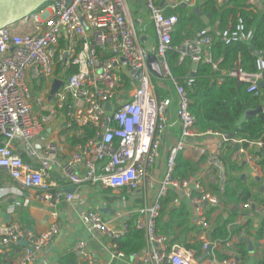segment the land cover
<instances>
[{
	"label": "built area",
	"instance_id": "1",
	"mask_svg": "<svg viewBox=\"0 0 264 264\" xmlns=\"http://www.w3.org/2000/svg\"><path fill=\"white\" fill-rule=\"evenodd\" d=\"M146 1L159 38L153 52L140 44L135 25L127 19L126 0H50L19 23L0 30V173L9 176L20 188L33 191L37 201L46 206H57L63 200L71 203L75 199L74 194H65L49 181L54 169L74 186L99 185L103 189H126L130 194L142 191L146 195L152 185L151 170L161 158L168 116L176 103L182 138L170 150L164 177L152 203L145 204L135 217L130 218L134 226L145 233L144 250L131 257L119 251L117 242L128 233L127 223L119 218L107 219L105 213L98 210L87 212V230L109 239L108 258L98 262L87 239H80L75 244V252L85 264H111L116 260L137 258L142 264H241L237 259V244L246 236L243 229L245 214L255 208L254 202L241 206L238 221L227 227L229 238L225 242L212 240V225L204 206L218 207L219 197L196 179L175 176L177 157L189 147L185 140L195 134V117L190 111L188 87L191 83L181 84L173 77L167 54L176 50L180 62L189 58L193 66L210 65L220 74L218 84L229 78L246 85L247 91L256 96L261 91L260 82H264V58L258 57L253 72L246 71L239 63L229 70H220L222 59L213 57L215 36L210 30H196L182 46L172 45L178 17L167 15V10L173 9L177 1L189 4V0H163L166 7H160L154 0ZM216 1L221 6L227 0ZM216 36L230 45L249 42L253 32L246 29L243 17L237 15L234 23ZM150 55L157 57L162 79L172 84L175 97L157 96L155 76L148 68ZM58 67L61 69L57 76ZM74 68L77 72L70 74ZM57 80L62 85L51 101V114L38 118L33 105L45 111L48 98L41 94L36 96L35 91L51 88ZM124 94V98L120 97ZM58 112L66 128L75 129L77 136L83 134L82 127L95 129L93 138L73 147L68 160L64 159L65 149L55 143L37 150L31 142ZM203 134L229 141L219 132ZM16 140L22 143L25 154L38 162L37 165L26 163L17 153ZM230 141L238 147L237 163L247 165L256 176L263 178L260 154H250L243 146L244 140L233 138ZM248 146L262 152L264 139L250 142ZM219 155L220 151L213 159ZM193 188L197 194H193ZM171 189L182 191L196 206L197 221L202 228L201 254L177 245L170 249L167 238L157 232L162 201ZM257 212L263 215L264 209H257ZM236 229L239 233L234 232ZM59 232V225L38 235L18 223L0 225V264L5 249L20 243L26 245L16 264H34ZM262 244L264 246V239ZM207 251L209 255L204 258Z\"/></svg>",
	"mask_w": 264,
	"mask_h": 264
},
{
	"label": "crops",
	"instance_id": "2",
	"mask_svg": "<svg viewBox=\"0 0 264 264\" xmlns=\"http://www.w3.org/2000/svg\"><path fill=\"white\" fill-rule=\"evenodd\" d=\"M126 1L128 7L127 19L135 25L140 44L144 48L153 52L157 49L159 38L155 30L154 23L150 17L147 1ZM154 1L160 7H166L163 0ZM189 1V4L177 1L173 5V9L169 8L167 12L170 10L175 11L182 6L186 8L188 12L197 14L203 26L202 29L210 30L215 36V40H219L216 36L217 33L228 29L236 20V17L234 18L233 15H231L227 20L226 28L222 30V20H215L212 18L211 13H207V7L204 5L205 0ZM215 6H217L215 8H217L219 13L225 9H231L232 7L234 8L237 6L236 8L239 10L237 15H241V11H245L257 17L264 14V0H227L226 3L221 6L218 4ZM195 10H198L199 13L195 12ZM249 31L253 32L252 29ZM60 67L56 70L57 76L60 74ZM76 72L77 69L74 68L69 73L73 74ZM153 81L158 97L163 98L171 94L173 97L176 96L174 87L168 81H166V83L170 89L167 91L163 90V92H168L169 94L163 97L159 96L156 84L160 87V83L165 82V80L154 77ZM51 88H39L35 91L36 96L41 94L43 96H47L48 98ZM47 90L48 95H46ZM120 97L124 98L125 94ZM174 101L176 102V98ZM52 107V102H48V107L45 111H42L41 107L34 104L33 111L38 118H42L44 116H50V110ZM194 133V136L185 140V143L189 147L179 153L177 160L179 157H182V159L185 160V162L182 163H190L195 168V172L189 176L186 174L179 175L178 162H176L175 176L182 179H196L200 181L209 192L219 197L220 205L218 207H211L210 205L204 206L206 217L212 225L210 237L213 236L214 229L218 225L222 224L223 219H227L229 216H234L235 219L231 222V224L236 223L240 213L242 212L241 206L249 201L254 202L255 208L245 214L246 225L243 229L246 231V236L238 241V244L242 245V247L237 248V259L241 264H259L264 261V246L262 244L264 237L259 238L257 236V230L259 228L261 218V214L257 212V209L261 208H259V203L256 200L258 198L256 194L259 189L262 192L264 191V189L262 190V188H264V177L262 178L256 176L247 165L237 163L236 154L238 152V147L230 141L231 139L229 140V143H231L232 147H225V145L229 143L228 141L224 142L220 137L213 136L211 134L198 133L195 130ZM74 136H77L76 131L66 128L63 117L61 113L58 112L56 116L51 117L50 122L47 125L42 126L41 131L32 139L31 142L37 150H42L50 143H55L65 149L66 154L64 159L68 160V155L74 147L71 145L69 140L73 139ZM181 138L182 126L176 116V103H174L172 112L168 116L166 132L162 138L161 158L158 164H156V166L151 170L153 180L151 187H149L150 191H147L146 195L145 192L143 193L142 191L130 194L126 189L108 190L103 189L99 185L94 186L86 184L83 186H74L62 178L59 174V170L54 169L50 173L49 181L55 184L65 194H68L67 190L72 189V194L75 195V199L71 203L63 200L57 206H46L37 201L33 191L20 188L18 184L9 176L0 173V225L18 223L23 229L30 230L37 235L42 234L54 225H59L60 232L58 236H56L53 242L38 256L37 262L34 264H58L61 256L75 251V244L80 239H87L96 260L102 263L109 256L110 241L105 237H98L95 234H91L87 230V212L102 210L103 213H105V218H119V221L123 222L130 220L131 216L132 218L135 217L140 208H142L145 204L152 203L153 197L156 194V189H158V186L164 177L165 164L170 150L177 145ZM15 147L17 153L26 163L38 164L37 161L35 162V160H32L25 154L20 141H15ZM247 149L250 154H261L259 149L249 146ZM218 151H220V155L215 160L223 166L225 184L227 179L226 173L227 171H230L231 176L240 180L242 185L252 192L253 197L250 198V200L237 204L234 200L233 202L224 200L218 193V191L223 192L225 187V184L221 185V170L212 161L213 156L216 155ZM224 161H226V165L224 164ZM231 165H234L238 170H230ZM216 187H218V191L216 190ZM192 192L193 194H197V190L194 188L192 189ZM169 193L173 199L170 202L168 209L172 208L173 210H184V212L187 213V221L182 225V219L176 218L174 221L170 220L167 214L163 215L162 206L160 217L157 220V232L167 238V245L170 249L174 245H177L186 249H192L198 254H201V242L199 239L202 228L197 221L196 206L182 191L171 189ZM247 224L250 225L248 226ZM169 227L170 230L167 229ZM249 243L252 244L251 251H249ZM24 247V243H20L6 248L2 257V264H16V262H18L23 255ZM244 250L247 251L246 255L243 254ZM76 256L78 257L77 254ZM78 260L82 264H85L80 257H78ZM111 264L142 263L139 258H137L131 260L126 259L125 261L116 260Z\"/></svg>",
	"mask_w": 264,
	"mask_h": 264
},
{
	"label": "trees",
	"instance_id": "3",
	"mask_svg": "<svg viewBox=\"0 0 264 264\" xmlns=\"http://www.w3.org/2000/svg\"><path fill=\"white\" fill-rule=\"evenodd\" d=\"M204 5L207 7V13H211L212 18L222 20V30L226 28L228 18L231 15L235 18L239 13L237 6L225 9L219 13L217 8H215L217 7L215 6L217 5L216 0H205ZM167 15H176L178 17V23L172 35V45L174 47L181 46L185 40L193 37L196 30L203 28L197 14L188 12L182 6L175 11H168ZM241 16L244 18L246 29L253 30V37L247 43L234 42L230 45L224 44L221 40H215L212 46V53L215 60L222 59L220 70H229L239 63L246 71L253 72L258 59L254 52H261L264 58V14L257 17L241 11ZM251 49H253V52ZM167 62L174 78L178 79L181 84L191 83L188 91L191 99L190 111L195 117V131L198 133L213 131L225 136L232 134L235 139L245 141L243 144L245 148H248L250 142L264 139V88L256 96L247 91L246 85L239 84L229 78H226L222 84H218L220 74L218 71L215 72L212 66L207 64L193 66L189 58H185L180 62V54L176 50L167 54ZM156 87L158 88L157 84ZM157 91L161 97L169 94L160 89ZM260 108L263 109V112H259ZM249 112L250 114L248 115ZM81 131L82 135L74 136L73 139L69 140L71 145L84 144L95 135V129L91 126L82 127ZM226 146L232 147L231 143L226 144ZM260 156L263 158L261 164L264 165V150H262ZM177 162L179 175L186 174L189 176L195 172V168L190 163H182L185 162L182 157H179ZM224 164L226 165V161H224ZM230 170L238 169L231 165ZM226 177L223 192L218 191V187H216V190L224 200L230 202L234 200V202L239 204L253 197L252 192L245 188L240 180L230 175V171H227ZM256 196L258 197L256 200L259 203V208L264 209V191L262 192L259 189ZM172 199L169 193V196L162 201L163 215L167 214L169 219L173 221L176 218L182 219L183 225L187 221V213L184 210L168 209ZM260 217L257 236L263 238L264 214ZM234 219V216L223 219L222 224L214 229L212 240L225 242L229 238L227 227ZM126 223L129 227L128 233L117 244L119 251L131 256L143 250L146 237L144 231L138 230L131 219ZM247 225L249 226L250 224ZM167 229L170 230V227ZM239 231V229H236L234 232L237 233ZM238 247L241 248L242 245L237 244ZM243 254L246 255L247 251L244 250ZM58 264L82 263L79 262L76 252L72 251L61 256ZM259 264H264V261Z\"/></svg>",
	"mask_w": 264,
	"mask_h": 264
},
{
	"label": "water",
	"instance_id": "4",
	"mask_svg": "<svg viewBox=\"0 0 264 264\" xmlns=\"http://www.w3.org/2000/svg\"><path fill=\"white\" fill-rule=\"evenodd\" d=\"M50 0H0V30L11 27L20 21H22L24 18L28 17L29 15L35 13L36 11L40 10L43 6H45ZM71 2V0H69ZM195 12H198V10H195ZM199 13V12H198ZM253 52V49H251ZM256 56H262L261 52H254ZM148 68L153 73V75L156 78L162 79L163 73L162 69L160 67L159 61L156 56L150 55L148 59ZM138 76H140V73H138ZM62 82L61 81H55L52 85V88L49 93L48 102H51L53 100V97L56 95V93L61 88ZM259 87L261 89L264 88V82H260ZM109 108V106H107ZM259 112H262V109L260 108ZM233 138V135H227L226 139L230 140ZM216 166H218L221 170V185L225 184V176L223 171V166L217 161H213ZM264 188H262L263 190ZM68 193H72L73 190H67ZM207 205V204H206ZM26 245V244H24ZM249 251H251L252 244L249 243ZM209 251L205 253L204 258L208 257Z\"/></svg>",
	"mask_w": 264,
	"mask_h": 264
},
{
	"label": "rangeland",
	"instance_id": "5",
	"mask_svg": "<svg viewBox=\"0 0 264 264\" xmlns=\"http://www.w3.org/2000/svg\"><path fill=\"white\" fill-rule=\"evenodd\" d=\"M11 33H14V29H11ZM161 87V88H160ZM160 87L158 86V89H160V90H164V91H167V90H169L170 89V87L167 85V83H166V81L165 82H162V83H160ZM157 89V90H158ZM172 95V94H171ZM250 114V112L248 113V115ZM158 188H159V186H158ZM108 218V217H107ZM109 219V218H108Z\"/></svg>",
	"mask_w": 264,
	"mask_h": 264
}]
</instances>
